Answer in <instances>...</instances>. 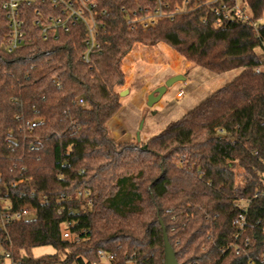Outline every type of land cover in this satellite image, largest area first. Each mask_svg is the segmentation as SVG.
<instances>
[{"label": "trees", "instance_id": "trees-1", "mask_svg": "<svg viewBox=\"0 0 264 264\" xmlns=\"http://www.w3.org/2000/svg\"><path fill=\"white\" fill-rule=\"evenodd\" d=\"M242 1L257 28L217 26L202 7L132 29L128 16L154 7L151 0H96L106 14L90 63L82 25L46 36L33 16L9 53L0 5V196L14 211L21 201L38 204L35 219L5 225L0 205V244L14 263L92 264L104 250L113 264H164L163 224L179 264H264V198L253 200L238 238L233 224L243 212L238 198H253L264 173V0ZM137 43H165L215 75L241 73L146 142L121 143L109 123ZM78 190L89 192L85 202L69 200ZM44 246L56 253L34 258Z\"/></svg>", "mask_w": 264, "mask_h": 264}, {"label": "built area", "instance_id": "built-area-1", "mask_svg": "<svg viewBox=\"0 0 264 264\" xmlns=\"http://www.w3.org/2000/svg\"><path fill=\"white\" fill-rule=\"evenodd\" d=\"M154 7L146 9L140 8L137 11L130 13L127 18L128 26L132 29L142 27L147 30L155 27L159 21L169 19L174 20L178 15L194 11L196 9L206 7L211 12L217 15L218 20L215 25L220 26L223 21L239 20L247 23L254 28L258 27L259 22L252 21L251 15L247 5L242 0L236 3H231L230 0H194V6H191L193 0H183L181 4L174 6L171 9V0H151ZM2 10L6 14L8 22V34L6 47L9 53L17 50L24 42L25 27L30 16L34 17L35 24L42 29L44 35L57 34L59 32H70L74 27L82 25L85 29V45L86 51L83 55L85 63H90V56L93 52L101 49L99 43V32L103 26V19L106 13L98 11V4L96 0H0ZM185 93L181 90L177 97L183 98ZM83 104V100H80ZM29 129H33L36 123H28ZM183 159L180 160L182 164ZM261 187L257 190L255 196L252 198H238V207L243 211L235 220L234 225L239 229L238 238L242 235L248 225L247 213L250 205L256 198H264V173L260 175ZM0 177V187H1ZM18 185L14 183L13 186ZM246 182L241 187L244 188ZM89 197V192L86 190H78L74 192L69 200L85 202ZM65 198V196H63ZM0 205L4 209V217L2 224L5 225L11 220H32L35 219L38 213V204L36 200L21 201L18 208L14 211L8 198L0 196ZM45 210L49 211L48 202L44 203ZM58 213H62L58 209ZM71 223L66 224L64 237L72 239L73 236L69 232ZM237 250L240 248L237 246ZM10 258V254H6ZM98 257L101 260H108L111 264L116 258V255L104 250L98 251ZM264 259V256H263ZM99 261V262H100ZM94 262L92 264H99Z\"/></svg>", "mask_w": 264, "mask_h": 264}, {"label": "rangeland", "instance_id": "rangeland-1", "mask_svg": "<svg viewBox=\"0 0 264 264\" xmlns=\"http://www.w3.org/2000/svg\"><path fill=\"white\" fill-rule=\"evenodd\" d=\"M260 23H264V18ZM122 69L125 73V84L118 88V92L127 91L128 94L124 97L120 96L121 110L109 123L113 125L122 117L124 122L121 129H118L120 137L117 140L121 143H137L136 134L142 123L141 143L146 142L159 134L168 124L180 120L211 94L231 83L241 73V70H234L215 75L194 66L165 43H158L154 46L134 44L124 59ZM261 70L264 71V67ZM176 75L184 76L185 81L177 82L168 88L162 99L149 108L147 106L149 94ZM181 90L185 93L183 98L177 97ZM111 131L113 132V129ZM245 176L242 169H237L239 185L245 182ZM55 253V249L51 246L34 248L31 252L34 258ZM0 264L20 263H14L11 258L7 257L0 244ZM99 264L111 263L104 259ZM223 264L231 263L223 260Z\"/></svg>", "mask_w": 264, "mask_h": 264}, {"label": "water", "instance_id": "water-1", "mask_svg": "<svg viewBox=\"0 0 264 264\" xmlns=\"http://www.w3.org/2000/svg\"><path fill=\"white\" fill-rule=\"evenodd\" d=\"M185 81V77L182 75H176L171 78H169L164 85L158 87L155 91H153L148 96L147 100V106L149 108H152L155 104H157L164 94L167 92L168 88L172 87L175 83ZM128 94L127 91L121 92L120 96L124 97ZM143 130V123L140 125V128L136 134V139L138 142H141V131ZM163 229V237H164V247H165V259L164 264H179L176 254L172 248V246L169 243V239L166 233V230L162 224Z\"/></svg>", "mask_w": 264, "mask_h": 264}, {"label": "crops", "instance_id": "crops-1", "mask_svg": "<svg viewBox=\"0 0 264 264\" xmlns=\"http://www.w3.org/2000/svg\"><path fill=\"white\" fill-rule=\"evenodd\" d=\"M123 119H122V117L121 118H119L117 121H116V123L115 124H113V125H110L109 124V127H110V130H112L113 129V132L111 131V133H113L112 135H113V137L116 139V140H118L119 139V134H120V132H118V129L120 128L121 129V127H122V124H123ZM125 125V124H124ZM126 127V126H125ZM128 129V128H127Z\"/></svg>", "mask_w": 264, "mask_h": 264}]
</instances>
